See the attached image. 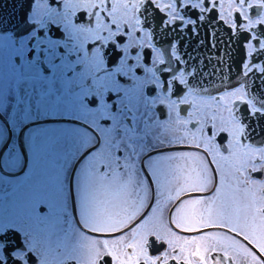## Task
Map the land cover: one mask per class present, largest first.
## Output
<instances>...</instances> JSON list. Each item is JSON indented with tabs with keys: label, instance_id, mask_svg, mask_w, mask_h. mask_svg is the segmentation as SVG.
Masks as SVG:
<instances>
[{
	"label": "flooded vegetation",
	"instance_id": "1",
	"mask_svg": "<svg viewBox=\"0 0 264 264\" xmlns=\"http://www.w3.org/2000/svg\"><path fill=\"white\" fill-rule=\"evenodd\" d=\"M236 13L264 24V0H0V264H264V118L237 113L260 109ZM193 19L185 67L167 26Z\"/></svg>",
	"mask_w": 264,
	"mask_h": 264
},
{
	"label": "snow or ice",
	"instance_id": "2",
	"mask_svg": "<svg viewBox=\"0 0 264 264\" xmlns=\"http://www.w3.org/2000/svg\"><path fill=\"white\" fill-rule=\"evenodd\" d=\"M213 2L215 3V0H213ZM205 4L207 5V0H205ZM261 10L262 9L259 6H256V5L252 6L249 9V17L250 18L258 17ZM187 11L190 17L199 18V13L197 12L195 8L188 6ZM208 15L210 17V23L213 25L214 30L220 24L223 23V21H220L218 19L219 14L215 11V9L210 10ZM235 20H236L237 28L239 31L238 38L242 40V43L245 45V53L238 67V73L240 76H243L244 80L250 81V83L244 85L245 90L246 92L251 94V102L255 103L256 106L260 109V111L253 112L252 110L248 108L247 103H241L239 101L236 102V104L238 105L237 113L241 114L242 122H245L247 125L250 126L251 121L253 120L258 121L259 118H264V24H257L255 28L245 30V29H240L239 27L242 23H244L239 13L235 14ZM196 22H197L196 19H193V23L191 25H189L187 21H185L183 26L181 25L167 26L169 27V29H171L172 27L175 28V37L178 42L177 46L178 48L183 50V55L180 56L179 59L185 61V65H184L185 67L188 63L189 53L187 49L183 47V45H184L185 39H190L193 36L200 35V32L198 29L193 31V28ZM161 23H163V20L161 21ZM201 27H204V25L201 24ZM225 27L227 26L225 25ZM228 31L231 32V29H228ZM166 42L171 43V39L166 38ZM198 43H200L202 47L204 46V42L198 41ZM208 46L211 47L212 49H215L216 47V45L211 43L210 41H208ZM250 46L253 48L251 52L247 51V49ZM145 53H149V51L145 50L144 54ZM207 59L210 61L211 59H214V57L210 53ZM191 61L193 63H197V62L204 63L205 62L204 60H201L200 58H197L194 56L191 57ZM222 61H223V57H221L220 61L217 62V66H219V64ZM181 66L182 65H180L179 61H177V69H179ZM229 68H231V65H229ZM212 71L214 74L216 73L217 69L213 68ZM206 73L207 72H205L203 69L200 71L201 75H205ZM195 75H196V72L194 71L193 76ZM161 78L162 80L167 81L169 79V72L168 71L162 72ZM208 78H211V77H208ZM191 79L192 78L190 77L189 82H191ZM226 79L229 82L233 80L231 75H228ZM173 84H174V91L172 94L178 97L183 93L184 89L181 87L179 83L173 82ZM232 86L233 85L229 84V88H231ZM235 86L236 87L240 86L239 79L236 80ZM181 111L183 113L186 111V109L182 107ZM163 115L164 116L166 115L165 111ZM245 117L247 118L246 121L244 119ZM253 130L255 131L256 127ZM249 135H251V133ZM221 137H224L223 133L221 134ZM0 242H3V244L5 245H7L8 243L7 241H2V240H0ZM160 247L163 248L164 245L161 244ZM16 250L14 251L12 248L7 247V246L3 248V251L5 254L11 253V256L9 257L11 261H17V259L14 256V253L16 252ZM108 262H110V258L107 256L104 257L103 264H108Z\"/></svg>",
	"mask_w": 264,
	"mask_h": 264
},
{
	"label": "rangeland",
	"instance_id": "3",
	"mask_svg": "<svg viewBox=\"0 0 264 264\" xmlns=\"http://www.w3.org/2000/svg\"><path fill=\"white\" fill-rule=\"evenodd\" d=\"M1 138H2V125H1V123H0V140H1ZM12 159H15V156L12 154V153H10L9 155H8V158H7V160H6V162L9 164V161L10 160H12ZM6 163V165H7V167L8 168H10V169H12V168H14V166L13 165H8ZM3 181L1 180V177H0V187L2 186V185H4V183H2ZM0 191H1V188H0ZM12 202V199H7L6 201H5V204L6 205H9L10 203Z\"/></svg>",
	"mask_w": 264,
	"mask_h": 264
},
{
	"label": "water",
	"instance_id": "4",
	"mask_svg": "<svg viewBox=\"0 0 264 264\" xmlns=\"http://www.w3.org/2000/svg\"><path fill=\"white\" fill-rule=\"evenodd\" d=\"M223 89V87H220V86H218V87H214V86H208V92H213L212 90H222ZM0 154H1V152H0ZM0 170H1V166H0Z\"/></svg>",
	"mask_w": 264,
	"mask_h": 264
}]
</instances>
